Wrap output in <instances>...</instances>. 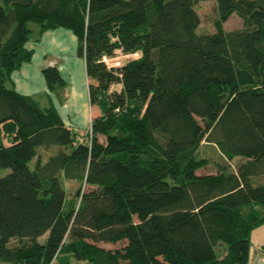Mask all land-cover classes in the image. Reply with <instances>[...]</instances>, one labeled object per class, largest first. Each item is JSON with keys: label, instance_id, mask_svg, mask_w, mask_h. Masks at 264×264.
I'll use <instances>...</instances> for the list:
<instances>
[{"label": "trees", "instance_id": "obj_1", "mask_svg": "<svg viewBox=\"0 0 264 264\" xmlns=\"http://www.w3.org/2000/svg\"><path fill=\"white\" fill-rule=\"evenodd\" d=\"M0 1V263L247 264L264 224V0ZM208 1L216 30L199 34ZM233 14L243 29L225 30ZM57 28L86 62L87 133L11 86ZM204 142L229 166L198 174Z\"/></svg>", "mask_w": 264, "mask_h": 264}, {"label": "crops", "instance_id": "obj_2", "mask_svg": "<svg viewBox=\"0 0 264 264\" xmlns=\"http://www.w3.org/2000/svg\"><path fill=\"white\" fill-rule=\"evenodd\" d=\"M26 48L33 51L32 60L12 73V88L32 98L43 110L55 109L68 127L87 133L90 121L99 112L90 102L86 62L78 55L77 36L65 28L52 29L38 42H29ZM48 67L58 68L66 84L64 88L56 91L49 88L43 75ZM247 264H264V224L251 234Z\"/></svg>", "mask_w": 264, "mask_h": 264}, {"label": "rangeland", "instance_id": "obj_3", "mask_svg": "<svg viewBox=\"0 0 264 264\" xmlns=\"http://www.w3.org/2000/svg\"><path fill=\"white\" fill-rule=\"evenodd\" d=\"M1 2V1H0ZM198 13L201 17V25L198 29L199 34H211L215 32V23L218 19V13L216 11L215 3L214 1H208L200 3L197 6ZM224 28L227 31H235V30H241L244 28L243 20L237 15L233 14L229 20H227L224 23ZM120 59H115L117 63L124 64L132 59L137 58V56H128V57H121V54H118ZM111 60L109 62V65H114L116 61ZM116 63V65H117ZM52 153V152H51ZM44 157H46L45 153H42ZM200 157L204 158L208 161V165L205 168H202L198 171V174L200 175H207L211 173H215L217 171V166H223L226 167L228 164L224 161V159L220 156V153L218 150L211 144L204 142L202 149L200 151ZM243 158L238 157L235 158L231 162L230 168H234ZM33 165V164H32ZM229 166V165H228ZM231 170V169H230ZM9 173V170L0 169V177L5 176ZM70 187V186H68ZM71 190V188H70ZM75 191V188H73V192ZM20 244V241L18 239H13L10 243L11 247L18 246ZM124 244H100V246L106 248V249H117L122 247ZM0 264H10V263H0Z\"/></svg>", "mask_w": 264, "mask_h": 264}, {"label": "built area", "instance_id": "obj_4", "mask_svg": "<svg viewBox=\"0 0 264 264\" xmlns=\"http://www.w3.org/2000/svg\"><path fill=\"white\" fill-rule=\"evenodd\" d=\"M104 60H105L107 63L110 62V60L107 59V58H104ZM117 65H119V63H117ZM90 123H92V120L90 121Z\"/></svg>", "mask_w": 264, "mask_h": 264}]
</instances>
